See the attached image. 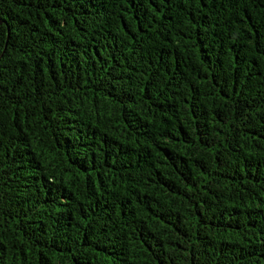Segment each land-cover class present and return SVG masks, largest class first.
<instances>
[{"label":"trees","instance_id":"obj_1","mask_svg":"<svg viewBox=\"0 0 264 264\" xmlns=\"http://www.w3.org/2000/svg\"><path fill=\"white\" fill-rule=\"evenodd\" d=\"M0 264H264V0H0Z\"/></svg>","mask_w":264,"mask_h":264}]
</instances>
